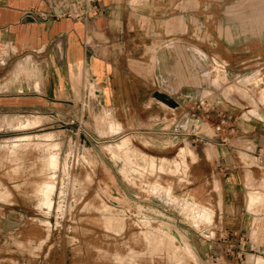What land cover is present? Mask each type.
<instances>
[{"label":"rangeland","instance_id":"rangeland-1","mask_svg":"<svg viewBox=\"0 0 264 264\" xmlns=\"http://www.w3.org/2000/svg\"><path fill=\"white\" fill-rule=\"evenodd\" d=\"M128 7L135 31L157 47L195 52L213 97L174 108L173 146L162 136L114 135L122 122L93 100L88 78L71 101L61 103L57 90L52 104L0 108V264H204L199 234L177 233L194 238L183 244L165 229L216 235L214 206L198 197L220 193L219 183L196 178L193 146L221 112L211 100L221 93L215 83L234 84L224 78L228 66L248 82L245 100L264 103V0H128Z\"/></svg>","mask_w":264,"mask_h":264},{"label":"crops","instance_id":"crops-1","mask_svg":"<svg viewBox=\"0 0 264 264\" xmlns=\"http://www.w3.org/2000/svg\"><path fill=\"white\" fill-rule=\"evenodd\" d=\"M56 2L0 0V108L52 104L57 90L66 99L61 103L71 101L88 78L93 100L122 122V131L114 135L162 136L161 144L176 145L174 108L213 97L203 88L209 76L198 68L195 52L176 44L157 47L155 37L136 32L141 28L130 21L128 0H95L97 8L89 7L78 18L51 16ZM233 57L244 60V55ZM225 73L226 83L230 78L234 84L215 83L221 93L211 100L232 117L233 129L217 132L213 125L221 116L216 114L200 133L199 147L193 146L196 178L211 186L219 183L220 193L198 197L214 206L216 235L203 240L204 232L182 224L165 230L183 244L194 238L186 241L180 232L199 234L194 245L201 255L204 248V264L212 255L224 264H248L254 256L257 264L259 258L264 262V103L245 100L248 82L232 66ZM231 247L234 251L228 252Z\"/></svg>","mask_w":264,"mask_h":264},{"label":"built area","instance_id":"built-area-1","mask_svg":"<svg viewBox=\"0 0 264 264\" xmlns=\"http://www.w3.org/2000/svg\"><path fill=\"white\" fill-rule=\"evenodd\" d=\"M95 0H57L56 2V11L53 12L51 14V16L55 17V18H62V17H70V18H78L80 17L83 12H86L89 10V7L96 9L97 5L94 4ZM84 6L85 10L82 11L81 7ZM203 102H206V100H204ZM201 104L202 101H201ZM197 106V109L200 108V105ZM196 105V104H194ZM192 106L191 109L195 110L196 106ZM214 104L212 102H206V107L208 109H214L213 108ZM193 116H195V114H193ZM210 115H208L207 117H209ZM220 118L221 120L219 121V124L215 127V130L217 132H223L224 128L227 126L230 129H233V125L231 124V116H228L226 114H224L223 112H220ZM176 130V128L174 129V131ZM253 250V249H252ZM234 248L231 247L228 249V252H233ZM254 251V250H253ZM209 261L210 264H224L222 262V260L220 259L219 256L217 255H212L209 257Z\"/></svg>","mask_w":264,"mask_h":264},{"label":"bare ground","instance_id":"bare-ground-1","mask_svg":"<svg viewBox=\"0 0 264 264\" xmlns=\"http://www.w3.org/2000/svg\"><path fill=\"white\" fill-rule=\"evenodd\" d=\"M182 150H183V149H182ZM185 151H188V149H187V150H184V152H185ZM185 153H186V152H185ZM185 153H183V154H185ZM187 153H188V152H187ZM187 153H186V154H187ZM180 154H181V153H180ZM182 156H184V155H182ZM45 184H46V183L44 182V186H45ZM44 186H43V187H44ZM46 186L48 187V185H46ZM47 187H46V189H45V187H44V189L46 190V191H45V194L48 193V191L51 189V188L48 189ZM44 189H43V190H44ZM47 189H48V190H47ZM160 189H161V188H160ZM154 190H157V189L154 188ZM41 191H42V190H41ZM158 191H159V190H158ZM42 193H44V192H42ZM47 196H48V195H47ZM44 198H45V197H44ZM47 198H48V197H47ZM47 198H45V199H47ZM47 202H48V201H47ZM187 206H188V205H187ZM198 207H199V206H198ZM192 210H193V209H192ZM201 213H202L201 215H205L204 212H201ZM203 213H204V214H203ZM198 214H199V213H198ZM208 215H209V213H208ZM206 216H207V214H206ZM209 216H210V215H209ZM207 217H208V216H207ZM207 217H204V218H207ZM208 218H209V217H208ZM208 218H207V219H208ZM151 236H152V235H151ZM151 236H150V237H151ZM150 237H149V238H150ZM154 237H155V236H154ZM155 238H156V237H155ZM151 239H152V238H151ZM158 239H159V238H158ZM170 239H172V238H170Z\"/></svg>","mask_w":264,"mask_h":264}]
</instances>
